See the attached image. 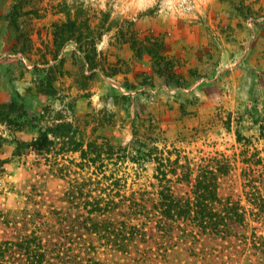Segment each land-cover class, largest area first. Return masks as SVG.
Listing matches in <instances>:
<instances>
[{
  "label": "rangeland",
  "instance_id": "1",
  "mask_svg": "<svg viewBox=\"0 0 264 264\" xmlns=\"http://www.w3.org/2000/svg\"><path fill=\"white\" fill-rule=\"evenodd\" d=\"M263 122L264 0H0V211L19 224L35 212L58 224L76 180L105 195L155 189V162L133 157L136 132L199 159L239 151V133L264 149ZM43 131L54 144L39 154ZM219 193L251 211L241 168ZM94 244L102 264H264L251 238L152 241L144 260Z\"/></svg>",
  "mask_w": 264,
  "mask_h": 264
},
{
  "label": "trees",
  "instance_id": "2",
  "mask_svg": "<svg viewBox=\"0 0 264 264\" xmlns=\"http://www.w3.org/2000/svg\"><path fill=\"white\" fill-rule=\"evenodd\" d=\"M170 70L168 77L174 74L171 65ZM60 127L55 125L54 132ZM262 136L264 122L258 137ZM250 138L239 133L241 149L233 154L217 151L196 159L181 148L171 149L160 146L158 141L144 140L136 132L133 157L139 162H155V189L129 194L112 189L105 195V189L97 193L99 187L87 189L86 182L73 181L63 195L70 208L54 211L58 220L54 225L38 212L24 214L19 224L20 221L0 211L4 233L0 264H102L93 254L97 250L95 241L112 254L144 260L154 252L149 245L152 241L167 250L176 238L196 242L205 235L245 242L251 238L254 248L264 251V233H258L257 228L251 236L244 232L250 220L264 225V149L252 148ZM53 144L46 131L33 142L39 154L50 151ZM104 148L112 158L113 145L105 144ZM95 149L100 157L102 149ZM238 168L244 192L253 205L251 211L241 198L219 193L222 178ZM119 180L113 183L117 185ZM178 183L187 186L184 193L175 190Z\"/></svg>",
  "mask_w": 264,
  "mask_h": 264
}]
</instances>
